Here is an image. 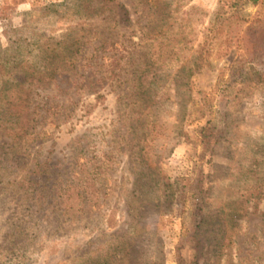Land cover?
<instances>
[{
  "label": "rangeland",
  "instance_id": "obj_1",
  "mask_svg": "<svg viewBox=\"0 0 264 264\" xmlns=\"http://www.w3.org/2000/svg\"><path fill=\"white\" fill-rule=\"evenodd\" d=\"M121 1L136 18L141 1ZM232 2L240 7H231ZM76 4L77 0H0L1 47L20 42L23 59L40 66V46L82 27ZM189 11L193 42L184 50V61L196 59L202 32L217 13L225 14V19L236 16L227 23L234 37L230 55L221 58L216 53L211 66L191 78L178 65L159 61L149 75L158 73L165 81L166 89L159 93L165 95H158L156 105L144 109L121 100L123 89L110 80L113 67L108 59L101 69L105 83L86 88L89 74L82 77L80 71L50 85L31 86L29 107L39 115L41 122L35 127L43 130L42 135L31 145L3 133L0 137V264H102L108 253L107 264H177L183 225L192 221L191 201L186 207L178 203L177 179L193 175L203 155L198 169L209 176L210 209L222 204L237 208L243 202L251 208L246 217L242 213L236 217V245L225 264H264V81L238 42L246 28L264 20V0L257 6L238 0H185L175 14L177 23ZM133 29L136 34L121 27L105 35L116 32L122 41L129 37L138 41L141 28ZM142 47L132 49L137 64L148 57L149 50ZM157 58L156 53L153 61ZM241 66L243 77L233 75ZM5 80L0 79L1 120L13 112L5 105L6 97L20 92V86H11L14 81L9 80L12 92L6 96ZM200 91L211 94L216 105L212 124L221 132L207 154L196 144V130L208 119L191 116ZM16 158L20 162L14 167ZM86 177L93 178L101 191L97 194L90 186L87 211L79 213L56 191L67 182H74L79 191ZM137 235L134 251L116 257L115 247ZM212 252L211 244L205 246L200 264ZM182 254L191 262L195 244L185 246Z\"/></svg>",
  "mask_w": 264,
  "mask_h": 264
},
{
  "label": "trees",
  "instance_id": "obj_2",
  "mask_svg": "<svg viewBox=\"0 0 264 264\" xmlns=\"http://www.w3.org/2000/svg\"><path fill=\"white\" fill-rule=\"evenodd\" d=\"M24 1L26 0H20L21 3ZM139 1L141 3L137 9L141 8V10L134 11V14H137L134 18L121 0H77L75 10L80 19H84L82 27L79 30L70 31L63 36L62 40H48L44 46H40V66L23 59L20 54L22 51L20 42H16L19 45L15 43L5 49L0 45V79L8 78L5 80V95L7 96V92H12L8 87L10 81H14L11 86H20V92L11 93L5 99V105L9 106V109H13V112L3 120L0 119V137L3 133L15 141L31 145L42 135L43 130L38 131L35 127L37 122H41L39 115L34 110L31 111L29 107L30 88L35 83L50 85L64 75H78L80 71H83L82 77L89 74L88 77H85L86 82H89L84 85L86 88L90 84H102L105 83L106 78L102 76L101 69L106 65L105 62L108 59L111 62L110 66L113 67L110 80L123 89L119 94L121 100L130 102L133 107L140 105L146 109L150 107V103L153 105L159 103L158 95H165V93L159 94L166 89V86H163L165 81L161 76L158 78V73H155L152 78H149L159 61H162L163 64L178 65L181 72L191 78L195 73L208 69L216 53L221 58L230 55L229 51L232 49L234 37L232 32H228V28L231 27L227 26V23L236 16L225 19V14L217 13L202 32L196 59L189 62L184 61L186 57L183 53L186 46L193 42L189 38L191 28L189 20L186 18L193 11L184 13L180 17V23H177V18H175V14L180 12L185 0ZM238 1L252 3L255 6L261 3V0ZM234 3L230 4L231 7H240L239 2L238 6H235L237 3ZM65 8L67 9V7ZM90 20L95 22H90ZM137 25L139 29L141 28L138 41L134 37L122 41L116 33V30L121 27H129L136 34L137 30L133 28ZM85 26L90 27L91 30L86 31ZM99 28L102 30L101 32L98 30ZM106 31L116 32H109L105 35ZM238 42L241 43L248 55V63L260 69L258 77L264 81V20H257L246 28L238 36ZM14 45L18 47L16 46V48ZM139 46L149 50V53L146 54L148 57L142 64L136 63L135 51H132L133 48ZM156 46L158 47L157 52L153 53ZM108 52H111L109 56L106 55ZM156 53L158 58L153 61ZM126 60L130 62H126ZM85 61L87 62L85 63ZM129 66L131 69L127 71ZM241 67V69L233 70V75L237 73L243 77L244 66ZM16 69L22 72L21 75L17 74L19 72H16ZM89 69L91 72L88 71ZM93 78H97L96 81L93 82ZM188 84L189 81L186 82V85ZM199 95L200 98L193 102L191 116L208 119L205 125L196 130V144L202 147L203 154H207L212 153L213 148L218 144L221 132L217 131V128L212 124L216 105L211 94L200 91ZM18 105L22 106V110H18ZM148 111L151 110L148 109ZM15 117L17 120L13 119ZM41 117L42 120L47 119V116L41 115ZM199 160L200 163H197L193 175L177 179L178 203L186 207L191 201V212L189 213L192 219L190 223L185 222L183 225L179 245L176 248L177 264H200L204 257V248L209 244L212 245L213 252L205 264H225L229 250L236 245L239 228V220H236V217H240L241 213L244 215L242 217H246L251 208L248 206V202H243L237 208H226L225 204H222L220 208L211 210L209 176L203 169H198L203 164L204 155ZM13 162V166L16 167L20 159L16 158ZM87 176L92 177L91 173H88ZM88 178L86 177L87 183L84 188L79 191L75 189L74 182H67L61 190L57 188V195H60V192L63 193V197L71 205V210H77L79 213L87 211L90 201V186L94 187V192L97 194L101 191L93 178L89 180ZM74 196L76 200H74ZM99 197L98 195V200L101 199ZM138 232V229L133 230V233ZM135 238L137 239L122 240L115 247L116 250L113 249L115 256L118 257L128 249L134 251L138 235ZM191 243L195 244V255L193 260L188 262L183 256L182 250ZM110 257L111 255L108 253L106 261L102 264L110 263Z\"/></svg>",
  "mask_w": 264,
  "mask_h": 264
}]
</instances>
